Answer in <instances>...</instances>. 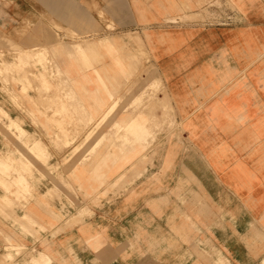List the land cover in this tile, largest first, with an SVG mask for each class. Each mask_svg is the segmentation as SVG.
<instances>
[{
  "label": "crops",
  "instance_id": "obj_1",
  "mask_svg": "<svg viewBox=\"0 0 264 264\" xmlns=\"http://www.w3.org/2000/svg\"><path fill=\"white\" fill-rule=\"evenodd\" d=\"M42 14L73 36L17 39ZM38 47L0 80L30 138L0 128V264H264V0H0V51Z\"/></svg>",
  "mask_w": 264,
  "mask_h": 264
},
{
  "label": "rangeland",
  "instance_id": "obj_2",
  "mask_svg": "<svg viewBox=\"0 0 264 264\" xmlns=\"http://www.w3.org/2000/svg\"><path fill=\"white\" fill-rule=\"evenodd\" d=\"M211 13H208V17L209 18L214 17V15L211 14ZM197 19L198 20H202V21L205 20V18H203L202 16H199ZM65 24H66L65 22H61V21H59V22L49 21L48 20V17H46L45 15L42 14V16L39 19L38 18L37 19L35 18V20L33 19V20H28V21L23 22L21 25H19L18 27H16L14 29V34L16 35L17 39H20L23 42L24 41H27L28 43H30V45L36 46L35 45L36 44L35 43V40H36L35 31H37V28L40 27V26H42V28L39 31V38H41V34H43V32H45V31H49V32H51V34L54 33V35H56V36H57V33L58 34H61V32H62L63 34H66V36L72 37L73 34L72 33H71V35L68 34V30H66L64 28V25ZM107 29L108 30H106L104 28L102 30V32L104 31L105 34H107L109 36L110 35L114 36L115 31H114V27L111 24H108ZM134 37H136V36H130V38H134ZM39 46H41V44H39ZM77 48H80V46H77ZM39 49H40L39 52H38V50L37 51H34L35 49H30V50H28L26 52H18V49H16L15 51H13V53H9V54H6L3 51H0V80L1 81H4L7 85H9L12 82L13 83L14 82H17L18 77H19V71H18V69H19V66L20 65L23 66V68H24V70H26V72H31V74H33V69H36V67H35V64L36 63H42V62H44V60H45L46 63L47 62H50L51 61V58H49L50 57V53L47 52V49L43 50L41 47ZM139 52L141 53L140 50H139ZM33 54L34 55L36 54L35 57L32 56ZM45 54H46V56H45ZM44 58H46V59H44ZM9 61H11L12 65H9L10 64V63H8ZM56 71H57L58 75H60L59 74L60 72L57 69V67H56ZM152 78L153 79L151 81L150 86L152 85L153 88L151 86L150 87V90H143L142 93H144V95L142 94V96L148 98V100H149L148 101V104L150 106V107L148 106L149 109L152 108V110L153 109L156 110L157 107H158V110L159 111L165 110L164 112L162 111V113H161L162 117H161L160 121L157 122V120H158L157 117L158 116L157 115L155 116V123H157L158 126H156V127L157 128L159 127L158 129H159V131L161 133H165V135L166 134L169 135V134H172V132L174 130H176L177 127H178V123L176 122V118H175V115H174L175 114L174 107L172 105V102H171L168 94L165 93L166 90H165L162 82L159 80V84H158V81L154 78V75H152ZM158 85H162L161 89H160V86H158ZM154 87L156 88V90H154ZM151 91H154V92L152 93ZM161 92H163V93L162 94H159ZM152 94H154V95L152 96ZM158 94H159V96H158ZM161 95H163V96L161 97ZM164 95L165 96H168V98H166ZM14 97H16L14 99H18L17 98L18 96H14ZM151 97L154 98L153 101H152V98ZM162 98L164 99V101L167 100L166 102H168L172 106L171 105H168V103H166V104L161 103L160 100H162ZM158 99H160V100H158ZM154 100L156 101V103H155ZM151 106H154V107H151ZM161 107H164V108L161 109ZM165 108H167V110ZM166 113H168V114H166ZM161 120H162V122H161ZM104 123H106V120L105 119L103 120V124ZM167 123H169V128H167V130H165L164 129V126H166L165 124H167ZM92 124L93 123L91 122V125H89L87 128L89 129L92 126ZM109 124H107V126H109ZM0 128L1 129L2 128L5 129V131L9 135L10 134L11 135H15V136L18 135L19 136L18 137V140H20L21 142H24V141L27 142L28 140H30L29 133L21 127V124H20L19 120L18 119L11 118L10 115L3 110V108H0ZM15 132L17 134H15ZM24 135H26V136H24ZM154 139H155V141L157 140L155 136H154ZM128 140H129V138H128L127 133H125L124 135H122V141H123V143H126ZM39 146H40V143H36L35 144V147L36 148H39ZM60 152H64V151L63 150H60ZM43 163H44V165L47 168L50 169V171L52 173H55V175L57 177H60V166L59 165L56 164V166H54V167H49L48 164H47V161H43ZM6 166H7V168H6ZM22 166H23V168H28L25 162L22 163ZM11 168H12V165L10 164V162H1L0 161V170L3 169V171H6V170L8 171ZM25 179H26V177L24 175L20 174V176L13 181L12 186L16 187L17 189H24V190L27 189L28 188L27 185H29V183L27 184L28 181H27V179L26 180ZM20 181L23 182L24 186H23L22 182H20ZM2 184H4L7 189H9V187L6 186L7 185L6 182L5 183L3 182ZM59 197H60V195H59ZM83 210H81L82 216L84 215L83 212L85 213L86 209L84 211ZM21 254H22V251H19V255H21Z\"/></svg>",
  "mask_w": 264,
  "mask_h": 264
},
{
  "label": "bare ground",
  "instance_id": "obj_3",
  "mask_svg": "<svg viewBox=\"0 0 264 264\" xmlns=\"http://www.w3.org/2000/svg\"><path fill=\"white\" fill-rule=\"evenodd\" d=\"M53 30V29H52ZM49 32V31H48ZM49 34H51V32L49 33ZM54 34V33H53ZM52 36V35H51ZM51 38V37H50ZM50 40V39H49ZM52 40V39H51ZM53 40H54V37H53ZM131 43H134V42H137L138 44H139V46L141 47V49H143V45H142V43H141V39L139 38V37H134V38H130V40H129ZM49 42V41H48ZM41 43V42H40ZM65 45H66V43H65ZM45 46V45H44ZM68 46V45H67ZM136 46V45H135ZM137 48V47H136ZM35 49V48H34ZM37 49V48H36ZM39 47H38V52H39ZM45 50V49H44ZM34 51H37V50H34ZM42 51V50H41ZM40 51V52H41ZM134 51V50H133ZM145 54H146V52H145ZM36 55V54H35ZM35 55L33 54L32 56H34L35 57ZM42 55V54H41ZM46 56V55H45ZM37 57V56H36ZM144 57V56H143ZM38 59V58H37ZM39 60V59H38ZM143 60V59H142ZM9 65H11V64H9ZM54 67V66H53ZM58 69V68H57ZM56 72V71H55ZM57 73V72H56ZM58 74V73H57ZM60 74V73H59ZM158 81V84H159V80H157ZM161 83V82H160ZM152 86V85H151ZM150 86V87H151ZM158 86H160V89H161V87H162V85H158ZM152 88H153V86H152ZM159 89V88H158ZM150 90V89H149ZM154 90H156V88L154 87ZM152 93L154 92V91H151ZM159 92V91H158ZM164 92V91H163ZM163 92H161V93H159V94H162ZM147 93V92H146ZM166 93V92H165ZM164 93V94H165ZM143 95H144V93H142ZM151 94V93H150ZM159 94H158V96H159ZM154 95V94H153ZM152 95V96H153ZM163 95H161V97H162ZM165 96V95H164ZM166 98H168V96H165ZM164 97V98H165ZM152 98V97H151ZM154 99V98H153ZM156 99V98H155ZM158 100H160V99H158ZM166 100V99H165ZM155 101V100H154ZM161 101V103H163V104H166V103H168V102H166V101H164V99L162 98V100H160ZM152 103V102H151ZM155 103H156V101H155ZM162 104V105H163ZM153 105V104H152ZM156 105V104H155ZM168 105H171V104H169L168 103ZM172 106V105H171ZM170 106V107H171ZM150 107V106H149ZM148 107V108H149ZM151 107H154V106H151ZM165 107V106H164ZM164 107H161V109L162 108H164ZM167 107V106H166ZM144 108V107H143ZM142 109V108H141ZM151 109V108H150ZM166 110H167V108H165ZM171 110V109H170ZM155 111V110H154ZM163 112L165 111V110H162ZM166 114H168V113H166ZM153 115V114H152ZM170 115V114H169ZM167 116V115H166ZM173 117V116H172ZM151 120V119H150ZM175 120V119H174ZM160 121V120H159ZM173 121V120H172ZM161 122H162V120H161ZM174 123V122H173ZM171 124V123H170ZM173 125V124H172ZM24 132V131H23ZM27 133V132H26ZM24 134V133H23ZM24 136H26V135H24ZM24 138V137H23ZM25 140V139H24ZM36 141V140H35ZM25 142V141H24ZM6 168H7V166H6ZM4 169V168H3ZM2 169V170H3ZM5 170V169H4ZM7 171V170H6ZM9 171V170H8ZM26 180V179H25ZM19 181V180H18ZM20 182H22V181H20ZM13 183V182H12ZM29 182H27V184H28ZM22 184H23V182H22ZM23 186H24V184H23ZM28 186V185H27ZM25 188V187H24ZM3 195V194H2ZM85 210V209H84ZM83 210V211H84ZM83 214H84V212H83ZM89 214V213H88ZM81 215H82V212H81ZM83 217V216H82ZM7 254V253H6ZM10 259V258H9Z\"/></svg>",
  "mask_w": 264,
  "mask_h": 264
}]
</instances>
